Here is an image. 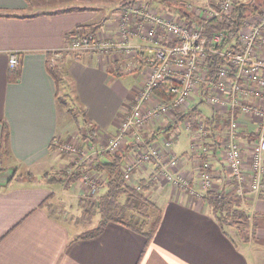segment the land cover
<instances>
[{
	"label": "crops",
	"instance_id": "1",
	"mask_svg": "<svg viewBox=\"0 0 264 264\" xmlns=\"http://www.w3.org/2000/svg\"><path fill=\"white\" fill-rule=\"evenodd\" d=\"M127 4L128 0H0V170L13 166L35 179L24 177L19 183L11 180L0 185V264H264V175L262 189L241 198V208L250 220L246 235L235 224L224 227L208 199L214 191L232 193L234 187L219 151L225 127L211 121L219 116L199 97L192 108H196L194 118L178 110L146 130L149 141L174 137L181 146V127L189 122L194 130L192 134L188 129L190 145L198 132L197 118L207 117L202 142L208 150L198 155L182 145V152L176 151L194 163L190 188L151 185L157 189L148 194H156L151 198L161 209L151 236L135 226L110 221L101 233L82 237L95 224L87 217L94 213L97 222L100 219L98 209H90L95 207L93 197L84 198L79 181L50 178L68 161L73 164L74 154L58 153L56 141L71 139L69 132L80 124L79 119L84 132L74 145L98 150L117 131L147 75L136 55L69 48L78 28L86 27L87 32L93 24H100L94 32L98 38H116L115 15L123 13ZM13 52L19 55L16 67L10 65ZM50 63L62 72L59 86ZM63 96L66 102L61 101ZM69 103L82 110L77 119L70 117ZM238 136L248 151L250 170L255 125L242 126ZM94 154L89 165L106 158V154ZM207 160L216 185L209 196L210 191L206 194L196 180L201 163ZM94 173L101 174L104 184L105 172ZM194 188L197 191L191 192Z\"/></svg>",
	"mask_w": 264,
	"mask_h": 264
},
{
	"label": "built area",
	"instance_id": "2",
	"mask_svg": "<svg viewBox=\"0 0 264 264\" xmlns=\"http://www.w3.org/2000/svg\"><path fill=\"white\" fill-rule=\"evenodd\" d=\"M238 0H220L208 9L196 11L205 18H222L229 13ZM148 6V5H147ZM146 7V6H145ZM136 7L132 3L122 15L116 38H98L94 32L74 35L69 46L72 50L94 49L109 53L111 50L138 53L143 60L147 75L132 98L117 131L95 152L116 153L131 144L132 157L125 160V180L134 178L137 167L145 168L154 164L156 176L165 178L180 189L190 188V179L181 171V158L174 150V137L149 141L146 130L150 125L161 122L168 116H175L178 110L189 113L199 97L210 104L219 119L211 117L225 127L223 144L219 148L225 161L229 180L237 193L259 192L263 187L264 175V6L260 13L247 17L240 29L239 50L209 45L202 27L185 18L172 20L163 13H150V9ZM135 21V22H134ZM147 23L149 27H146ZM167 36V38H164ZM138 39H147L155 45L141 44ZM222 34L217 33L214 42H221ZM215 53L223 57L217 77L209 78L207 57ZM19 64V55L10 56L11 67ZM198 132L190 143V150L198 155L208 150L202 142L207 122L206 116L197 118ZM252 122L257 140L251 144V170L246 167L247 149L239 140V130ZM190 129L189 122L185 124ZM58 149L74 154L73 164L67 171L93 160V151L78 149L74 144H61ZM199 170V188L207 194L212 190L214 177L210 161H205ZM200 164V165H201ZM93 190L99 189L100 181L91 173H85ZM192 189L191 192H196ZM204 195V193H202Z\"/></svg>",
	"mask_w": 264,
	"mask_h": 264
},
{
	"label": "trees",
	"instance_id": "3",
	"mask_svg": "<svg viewBox=\"0 0 264 264\" xmlns=\"http://www.w3.org/2000/svg\"><path fill=\"white\" fill-rule=\"evenodd\" d=\"M153 2L152 0H148ZM176 7L178 5V11L182 14V17L187 21L196 22L202 27L203 34L207 37L209 45H214L219 48H231L239 50L241 41L239 39L240 29L244 20L250 15H255L261 12L264 6V0H245L237 1L232 10L225 14L221 19L218 17L205 18L197 15L194 12H190L183 8L181 2L174 1ZM100 24H93L90 26V31L95 32ZM87 28H78L79 34H82ZM85 33V32H84ZM217 33L222 34L221 42H214V37ZM224 59L222 56L209 53L207 57V66L209 69V78L214 79L217 77L219 67L223 64ZM49 70L54 76L57 85L59 86L62 81V72L56 64L50 63ZM62 102H66L65 96L61 99ZM196 108L192 109L190 117H195ZM79 111H82L81 109ZM194 114V115H193ZM8 138V129L4 130V140ZM127 148V149H126ZM124 150H119L116 153H106V158L100 160L94 166L82 163L78 165L71 173L67 169H61L52 176L59 182L73 183L78 181L83 174L89 170L103 171L106 175L104 182V188L98 190L99 196L93 204L98 209L100 219L98 224L85 231L82 237H92L103 231L105 226L110 221L120 222L128 225L135 226L145 231V233L151 236L152 232L156 228V222L159 218L161 209L157 206H152V201L148 199L146 191L153 184L152 179H141L138 186H132L124 178L123 166L126 160V156L131 148V144H128ZM26 176H32V173L26 174ZM211 192H209L208 196ZM125 195V203H122L121 196ZM211 197L208 201L212 204L215 214L217 215L220 223L226 227L230 224L237 225V228L245 230L250 226L249 216L246 211L241 208V198L236 194L226 191H218L217 193H211ZM137 209L143 218H139L137 221H131L126 219V210ZM155 211H157L155 213ZM152 218L149 220V218ZM240 219L239 221L232 222L231 219ZM149 224V225H147ZM246 235V231L244 232ZM247 237V236H246Z\"/></svg>",
	"mask_w": 264,
	"mask_h": 264
},
{
	"label": "rangeland",
	"instance_id": "4",
	"mask_svg": "<svg viewBox=\"0 0 264 264\" xmlns=\"http://www.w3.org/2000/svg\"><path fill=\"white\" fill-rule=\"evenodd\" d=\"M153 2H149L148 0H128V4L127 5H125V7H124V10L122 11L123 13H120V14H117V15H115V19L117 20L118 19V21H120V19H121V17H122V15L123 14H125L126 13V11L130 8V6L132 5V3L133 4H135L136 5V7H145V10L146 9H150V13H152V14H156V13H160V14H164L165 16H167V17H170V18H172V20H179V19H181L182 18V14L178 11V9H179V7L178 6H180V5H178L177 7H176V5L177 4H175L174 3V1L175 0H152ZM177 1H179V2H181V5L182 6H184L183 8H185V9H187L188 11H190V12H195V10L196 11H199L200 9H208L209 7H210V5L211 6H214V5H216V4H218V2L220 1V0H177ZM238 1H245V0H238ZM247 1V0H246ZM148 5V6H147ZM251 17H253V15H250ZM249 16V17H250ZM250 17V18H251ZM135 22V21H134ZM117 26H119V22L117 23ZM146 27H149V24L147 23V25H146ZM117 31H118V29H116ZM75 35H81V34H75ZM82 35H83V33H82ZM118 36V35H117ZM164 38H167V36H164ZM134 41H139L141 44H144L143 42L144 41H147V39H143V40H141V39H138V40H136V38H134ZM150 41V40H149ZM152 42V41H151ZM127 54H129V56H138L139 58H141L140 56H139V54L138 53H135V52H131V53H127ZM71 105V108L72 109H70V117L72 116V117H75L76 116V119H77V117H80L78 114L79 113H81L79 110H80V108L79 107H77L76 105H74V104H71V103H69V106ZM207 106V105H206ZM208 107V106H207ZM207 107H204V108H207ZM207 109H209V108H207ZM194 118V117H193ZM165 119V118H164ZM163 119V120H164ZM77 121L78 122H80V124L78 125V126H73L72 128H71V132H69V134H70V136H71V139H67L66 141H64L63 140V142L61 143V144H74V143H76L75 142V140H76V138H78V136H80L84 131L82 130V122L79 120V119H77ZM192 121V120H191ZM150 127H154L153 125H150ZM193 128L192 127H190V130H192ZM194 133V130H192V134ZM189 136H191V134H189V132H188V129H186V127L185 126H182L181 127V133L179 134V141L181 140V139H184V142H183V147H188V145H189ZM60 142V141H59ZM181 145V146H182ZM81 146V145H80ZM125 146L126 145H124L123 146V148H125ZM181 146H177L176 144H175V142H174V150L175 151H181ZM81 148H83V149H85L86 148V146L85 147H82L81 146ZM58 149V148H57ZM189 149H190V145H189ZM182 152V151H181ZM58 153H62V154H64L65 156H67L66 154H68V153H70V152H68V151H66V150H61V149H58ZM131 157H132V153H131V148H130V150H129V152H128V154H127V156H126V160H129V159H131ZM73 159H74V156H73ZM72 159V160H73ZM191 158L189 157V159L188 158H181V168H182V170L184 171H186V172H184L183 174H187L186 175V177L187 178H189L190 179V175H191V172L190 171H192V169H194V163L191 161ZM70 161H68V166L66 165V166H64L62 169H68L69 168V166L70 165H72V164H70L69 163ZM92 166V165H91ZM252 168H250V170L248 171L249 173H251L252 172V170H251ZM61 170V169H60ZM142 170V171H141ZM144 170V171H143ZM194 171V170H193ZM196 171V170H195ZM197 171H198V169H197ZM94 172H96V171H94V170H89L88 172H86V173H91V176H95V177H97L98 178V180L100 181V185H99V187L100 186H103V180H102V178L100 177V175L101 174H95ZM26 174L27 173H22V172H20V173H18V172H15V175H14V177H13V179H12V181H15L16 183H19V182H21V179H23L24 177H27V178H29V179H31V181H33V180H35L34 179V176H30V177H28V176H26ZM29 174V173H28ZM53 174H55V173H53ZM53 174H51L50 176H52ZM134 174H137L138 175V177L135 175L134 176V178L133 179H131V180H129V181H127L128 183H130L132 186H138L139 185V182H138V180L136 181V179L137 178H139L140 177V175L141 176H144V174H146V178H141V179H152L153 180V185H155V187H157L156 186V184L159 182L160 184L161 183H171V182H168V181H166L165 180V178H163V176L161 177H157L156 176V168H155V166H154V164H152L151 163V165L149 164V169H145V168H140V167H137L135 170H134ZM190 174V175H189ZM198 174V173H197ZM198 176V175H197ZM192 178V177H191ZM140 179V180H141ZM197 181H199V176H198V178L196 179ZM80 183H79V186H80V188L79 189H82V188H84L83 190H85V192H84V198H87L88 196H91V197H93V199H92V201L93 202H95L96 201V199L98 198V195H99V193H98V190L99 189H97V190H93V188L90 186V184H89V182H88V179L86 178V177H84V174H83V176L78 180ZM158 183V184H159ZM57 184V183H56ZM58 186H60V184H57ZM175 186V185H174ZM213 187H216V185L215 184H213L212 185ZM155 187H150L145 193H146V195L148 196V199H150L151 201H152V206H157V207H159L158 206V204L154 201V199H155V197H156V194H154V195H152L151 196V194H148V193H150V189H152V188H155ZM176 187V186H175ZM178 188V187H177ZM155 189H157V188H155ZM161 189V188H160ZM214 190H210V192H213ZM215 193H217V191H214ZM231 192L233 193V194H236L237 196H239L240 198H244L245 196H247V195H251V194H253V193H255V192H246L244 195H240V194H238L237 193V190H236V188L235 187H233L232 188V190H231ZM163 193V192H162ZM257 193V192H256ZM151 197H153L154 199H152ZM121 201H122V203H125V200H126V198H125V195H123V196H121V199H120ZM62 203V202H61ZM63 205H64V203H63ZM83 206L84 207H86L87 205H86V202L85 201H83ZM88 207V206H87ZM96 207V206H95ZM95 207H90V209H97V208H95ZM78 212V215H80V211L78 210L77 211ZM90 212H93V211H90ZM157 211H155V213H156ZM94 215V213H92V215L91 216H89V217H87V220H91L92 219V221L93 222H95V224H93L94 225V227L98 224V222H97V217H94L93 216ZM94 217V218H93ZM125 217H126V219H128V220H131V221H137L139 218H143V215L137 210V209H135L134 211L133 210H131V209H127L126 210V214H125ZM152 218L150 217L149 218V220H151ZM240 219H231V221L232 222H234V221H239ZM98 221H99V219H98ZM92 222V223H93ZM147 225H149V224H147ZM241 231V230H240ZM243 231V233L245 232V231H248V229L247 228H245V230H242Z\"/></svg>",
	"mask_w": 264,
	"mask_h": 264
},
{
	"label": "water",
	"instance_id": "5",
	"mask_svg": "<svg viewBox=\"0 0 264 264\" xmlns=\"http://www.w3.org/2000/svg\"><path fill=\"white\" fill-rule=\"evenodd\" d=\"M16 168L13 166L0 170V185L8 184L14 177Z\"/></svg>",
	"mask_w": 264,
	"mask_h": 264
}]
</instances>
